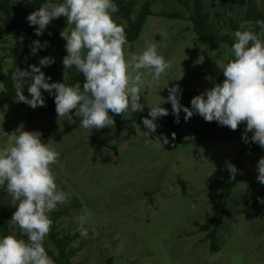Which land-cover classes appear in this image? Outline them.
Returning a JSON list of instances; mask_svg holds the SVG:
<instances>
[{
  "label": "rangeland",
  "instance_id": "obj_1",
  "mask_svg": "<svg viewBox=\"0 0 264 264\" xmlns=\"http://www.w3.org/2000/svg\"><path fill=\"white\" fill-rule=\"evenodd\" d=\"M150 1L153 12L146 17L139 37L125 46V57L138 53L148 42L156 43L158 53L171 62L160 87L171 78L168 86L179 84L180 103L190 107L194 95L213 86L206 76L215 78L216 83L223 81L219 79L223 76L220 67L231 58V46L222 43L218 49H211L200 41L187 19L190 8L178 0ZM221 1L204 0L215 27L228 16L241 24L243 10L252 2L264 9V0H226L225 5ZM30 3L11 0L16 20L12 32L7 30L5 14L0 13V63L5 70L12 64L8 53L17 40L44 42L43 35L27 31L25 17ZM139 9L140 4L136 6ZM219 10L223 16L215 15ZM176 11L185 18L168 15ZM113 19L122 22L115 14ZM65 43L62 38L44 49L67 54ZM58 65L64 71L60 62ZM168 86H145L140 93L142 108L167 97ZM162 106L169 114L157 119L156 132L149 138L163 133L169 143L154 147L155 141L146 143L142 120H131V112L109 113L114 125L91 130L82 128L75 115V123L69 124L55 110L20 106L10 98L0 101V143L22 126L23 130H39L41 141L60 153L51 169L57 185L67 189L69 198L59 206L74 200L81 206L59 219L58 230L77 232L76 218L81 215L89 230L88 238L79 235L74 241L76 246L82 245L73 259L77 264H105L110 257L113 264H264V203L258 200L264 198V184L256 180L257 161L264 152L242 153L239 179L226 195L232 179L225 162L236 164L244 142L237 136L222 137L237 132L242 135L245 124L242 122L235 130L218 124L219 137L199 140L198 131L205 121L201 116L194 113L182 121L185 113L181 110L177 123L170 102ZM172 119L184 141L173 138ZM247 135L250 137L251 132ZM2 199L15 208L10 194L4 193ZM222 209L230 214L218 232L220 249L213 251L211 240L199 224ZM10 225L13 235L18 234L19 228L11 219ZM45 242L52 245L50 232Z\"/></svg>",
  "mask_w": 264,
  "mask_h": 264
},
{
  "label": "clouds",
  "instance_id": "obj_2",
  "mask_svg": "<svg viewBox=\"0 0 264 264\" xmlns=\"http://www.w3.org/2000/svg\"><path fill=\"white\" fill-rule=\"evenodd\" d=\"M118 10L115 0H51L30 12L25 19L30 26H36V36H41L53 19L66 18L67 26L59 33L66 41L67 54L62 64L64 69L74 67L82 73L84 81L82 85L79 81L71 85L49 82L51 76L46 77L41 68L51 65L55 58L43 56L38 64H30L27 69L16 68L11 73L15 101L33 109L44 106L43 89L54 97L58 117L72 124L75 115L80 118L82 128L91 130L114 125L110 112L142 111L141 90L147 85L158 89L168 86L171 78L163 87L160 81L171 62L158 53L154 42L146 43L141 51L126 58V33L113 19ZM255 23L259 33L252 30L249 21H242L240 28L232 33L234 58L220 67L224 76L222 82L216 83L215 78L206 76L205 79L213 81V86L194 95L190 107L180 103L179 84H172L167 87V97L160 96L159 101L148 107V115L142 119L146 143L155 141L154 147L169 143L163 133L153 139L149 136L156 132L157 119L169 114L168 108L162 105L170 102L175 122H179L181 110L185 121L195 113L207 122L216 121L231 130L243 122V142L251 141L264 149V20L258 19ZM47 46V40L43 43L34 40L30 54L35 55ZM26 82L29 96L24 95ZM248 132H251L250 137ZM41 135L39 130H23L21 126L0 143V190L10 194L11 204L15 206L11 221L20 230L16 235L0 236V264H54L44 246L52 225L49 214L69 196L58 187L51 169L60 153L49 143L42 142ZM172 136L174 138L175 133ZM225 167L230 179H234L237 167L229 161L225 162ZM256 171V180L264 184V156L257 161ZM258 200L264 203V198L258 197ZM76 219L80 237L88 238L84 216Z\"/></svg>",
  "mask_w": 264,
  "mask_h": 264
},
{
  "label": "trees",
  "instance_id": "obj_3",
  "mask_svg": "<svg viewBox=\"0 0 264 264\" xmlns=\"http://www.w3.org/2000/svg\"><path fill=\"white\" fill-rule=\"evenodd\" d=\"M49 0H31L30 6L27 9L28 14L42 4L47 3ZM230 3L233 0H229ZM179 3L186 5L190 8V14L187 17L192 24L194 31L196 32L200 41L209 46L211 49H218L222 43H228L230 46L234 42V38L231 32L240 28L239 22L234 19L232 16H228V20H223V24L218 27H215L212 22V13L208 10L204 0H178ZM115 3L118 5V12L115 13V16L119 18L122 22L119 23L123 26L127 42H133L136 40L142 30L144 21L146 17L152 14L151 9V1L150 0H115ZM226 0H222L221 4L225 5ZM140 4V9L136 10V6ZM232 6H229V11H232ZM4 13L7 19V30L12 32L16 28V20L12 14L11 10V0H0V13ZM169 16L177 17V18H185L180 12H171L168 13ZM216 16H223L222 11H215ZM264 20V9L259 7V5L255 2L250 3L243 10V20L251 22L252 30L259 33L260 29L256 25V20ZM66 24L65 17H58L53 19L50 24L46 27L43 35L44 41L47 40L48 44L53 42H58L62 39L59 35L60 31H62ZM36 26L27 25V31L29 33L34 32V28ZM51 32V35L48 33ZM31 43L26 42L24 40H17L15 44L9 49V58L12 60V64L8 69H4L3 65L0 63V81L3 84V88L0 89V101H5L10 98H14L15 91L13 88V82L11 80V73L15 71L16 68L27 69L30 64H38L39 58L43 56H51L54 57V62L46 67H42L41 70L45 73L46 77L51 76V81L57 82H65L69 85L79 81L81 85L83 84L84 77L82 73L76 71L73 67L71 69L61 70L59 68L58 63L62 64V58L66 55L63 53H59L56 51H50L46 49H39L35 55L30 54ZM233 54L229 61L233 59ZM63 65V64H62ZM63 72V73H62ZM220 80L224 79V76L219 78ZM28 82L24 85V95L29 96L30 94L27 92ZM42 95L44 96L45 103L47 106H38L41 110L53 111L55 110L54 97L49 95L43 89ZM20 106H28L24 102H17ZM148 107H145L142 111H138L133 113L131 120L141 121L143 117L148 115ZM111 113V112H110ZM112 114V113H111ZM130 119L125 120L129 121ZM184 118H182V121ZM173 123V128L175 131V136L178 141H184L178 131V125L174 123V119L170 120ZM218 123L216 121L204 123L201 126L200 131H198L199 135L198 139L202 140L206 137L209 138H217L219 137V132L217 131ZM241 137L240 132H237L235 135L229 134L222 138L229 137ZM109 138H105L106 141ZM246 150H253L264 152L258 144H254L249 141L248 143L244 142V145L237 156V161L235 166L238 169V172L234 179H232L226 187V195L232 192V187L235 184V181L239 175L240 164L238 163L241 159V155ZM65 192L67 189L64 186H58ZM6 193L5 190H0V236L12 234V227L10 225V219L12 217V213L15 211V208L9 207L2 199V195ZM60 205V204H59ZM57 206V209L50 213V219L52 220V225L50 228V242H44V246L48 251L49 256L54 260V264H77L73 261L74 257L81 250L82 245L76 246L74 241L78 238L79 232H61L58 230V221L64 216L68 215L71 210L79 208L81 204L74 200L69 205L66 206ZM228 211L225 209L216 212L212 216L208 217L203 223H200V229L206 231V238L211 240V248L213 251H217L220 249L218 244V232L220 227L223 225L224 219L227 215H229ZM18 229V233H19ZM26 238V237H25ZM105 264H113V258L110 257L107 259Z\"/></svg>",
  "mask_w": 264,
  "mask_h": 264
}]
</instances>
